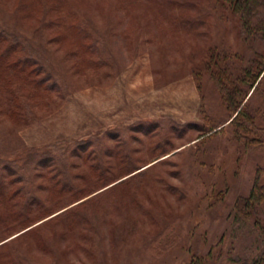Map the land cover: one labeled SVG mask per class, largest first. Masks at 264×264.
Wrapping results in <instances>:
<instances>
[{
    "label": "rangeland",
    "instance_id": "obj_1",
    "mask_svg": "<svg viewBox=\"0 0 264 264\" xmlns=\"http://www.w3.org/2000/svg\"><path fill=\"white\" fill-rule=\"evenodd\" d=\"M42 1L40 22L23 20L13 0L0 2V32L41 63L61 91L47 109L33 107L24 125L5 114L0 94V235L8 218L3 195L13 189L11 202L22 217H33L97 178L144 166L132 196L78 206L37 225L46 217L4 240L11 239L0 248L4 259L264 264V204L245 203L257 167L264 168V144L236 134L204 68L208 47L231 61L242 57L239 65L264 45L244 40L237 17L218 0H79L100 57L97 74L82 75L64 46L51 42L53 4ZM247 109L264 127V76Z\"/></svg>",
    "mask_w": 264,
    "mask_h": 264
},
{
    "label": "trees",
    "instance_id": "obj_2",
    "mask_svg": "<svg viewBox=\"0 0 264 264\" xmlns=\"http://www.w3.org/2000/svg\"><path fill=\"white\" fill-rule=\"evenodd\" d=\"M3 1L10 0H0V2ZM13 1L15 9L23 20L41 21L40 18L44 13L42 0ZM78 2L79 0H51L52 17L48 21L49 25L46 26L51 28V42L64 46L65 54L74 57L73 69L82 75H93L97 74L100 67L98 39L80 19L76 8ZM218 3L221 8L227 9L237 17L244 40H258L264 45V0H218ZM231 58L232 56L226 52L208 47L204 68L210 74L215 90L229 111L228 123L236 126V134L247 139L250 145H262L264 144V127L256 125V115L247 109V104L264 76V47L262 52L255 51L245 64L236 65L242 63V57H236L233 61ZM237 60L241 61L237 62ZM60 93V83L44 69L43 65L25 53L22 45L0 32V94L6 97L8 108L4 112L9 119L16 125L28 123L27 114L30 115L29 112L33 107L40 110L47 109ZM24 99H27L25 107H23ZM225 122L206 129L212 130ZM143 166L122 167L119 177L97 178L92 186L73 191L70 199L60 204L56 203L58 206L53 205L33 217H22L19 209L11 202L16 196L15 189L11 190L6 193V196L3 195V203H1L8 218L2 227L4 233L0 235V248L11 239L4 240L46 217L48 218L37 225L69 215L78 206L104 202H110L113 205V199L119 200L118 198L123 195L132 196V190L140 189L135 178L139 176L138 172H141L138 169ZM124 176L127 177L122 178ZM262 176H264V168L257 167L250 193L245 198V203L252 207L264 204ZM96 191L98 192L91 195ZM57 195L59 194L56 193L53 196ZM69 205L70 207H67ZM37 225L22 233L28 232ZM1 254L3 253L0 252V264H11Z\"/></svg>",
    "mask_w": 264,
    "mask_h": 264
}]
</instances>
